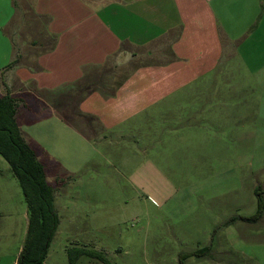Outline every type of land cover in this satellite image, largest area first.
<instances>
[{
    "label": "crops",
    "instance_id": "obj_1",
    "mask_svg": "<svg viewBox=\"0 0 264 264\" xmlns=\"http://www.w3.org/2000/svg\"><path fill=\"white\" fill-rule=\"evenodd\" d=\"M3 1L11 13L0 21V98L24 100L18 121L33 149L54 139L55 127L94 144L85 115L98 134L158 109L163 142L182 138L179 130H209L217 106L230 112L236 79L239 90L264 97V0ZM77 95L73 130L63 109ZM253 111L263 128L264 105ZM63 167L76 176V164Z\"/></svg>",
    "mask_w": 264,
    "mask_h": 264
},
{
    "label": "rangeland",
    "instance_id": "obj_2",
    "mask_svg": "<svg viewBox=\"0 0 264 264\" xmlns=\"http://www.w3.org/2000/svg\"><path fill=\"white\" fill-rule=\"evenodd\" d=\"M3 8L1 0L0 21L11 13ZM239 83L233 81L237 87L228 95L230 112L217 106L215 126L179 130L182 138L171 135L167 142L161 140L167 128L162 129L158 109L97 134L92 122L98 121L92 115L70 118L77 102L69 101L63 110L70 125L76 124L73 130L81 120L88 126L87 136L95 140L86 144L55 127L54 139L33 145L57 190L60 217L45 264H68L66 247L78 246L102 252L112 264H180L181 255L206 247L207 255L191 256L183 264L264 261V214L250 226L241 221L225 224L233 215H254L255 189L264 188V127L256 128L253 111L259 102L264 105V97L239 90ZM99 133L106 138L100 140ZM64 163L77 165L76 176L65 171ZM27 231L23 191L0 155V264L12 263ZM78 263L101 264L88 257Z\"/></svg>",
    "mask_w": 264,
    "mask_h": 264
},
{
    "label": "trees",
    "instance_id": "obj_3",
    "mask_svg": "<svg viewBox=\"0 0 264 264\" xmlns=\"http://www.w3.org/2000/svg\"><path fill=\"white\" fill-rule=\"evenodd\" d=\"M20 62L15 59L7 69H13ZM79 104L83 97L77 95ZM24 100L8 92L0 98V155L8 162L14 177L18 180L28 206V231L17 264H45L52 241L60 225V217L56 211V188L49 182L46 167L39 159L35 149L26 141L18 121L19 110ZM258 209L252 216H236L230 218L226 225L242 220L257 223L264 214V188L257 187ZM210 247L195 253L181 255L180 264L191 256H205ZM68 264H79L82 257L101 264H112L97 250L87 247H72L67 250Z\"/></svg>",
    "mask_w": 264,
    "mask_h": 264
}]
</instances>
